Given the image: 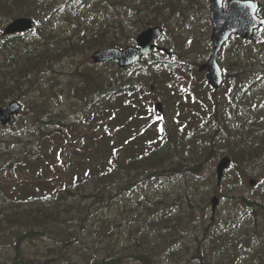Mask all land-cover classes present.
Masks as SVG:
<instances>
[{
	"label": "rangeland",
	"instance_id": "374dc122",
	"mask_svg": "<svg viewBox=\"0 0 264 264\" xmlns=\"http://www.w3.org/2000/svg\"><path fill=\"white\" fill-rule=\"evenodd\" d=\"M123 1H128L129 5L126 6ZM138 3L135 0H96L95 3L90 0L71 3L57 0L54 15H38L46 33L55 36L53 40L56 50L65 45L74 46L64 47L68 51H62L61 57L55 60L52 71L44 68L38 70L28 87L7 101L18 100L23 104L22 113L14 124L4 128L0 126V139H11L13 130H17L21 140L11 147L17 159L4 178V192L14 204H30L33 200H39L43 194L66 193L67 189L77 195L88 193L94 181L108 174L116 166L115 163L123 164L129 158L145 154L161 145L167 129L184 141L190 130L211 125L217 103L229 98L233 90L231 79H226L220 89L213 90L205 78V72H199V66L207 61L211 53L212 26L208 1L197 0L195 7L185 9L184 12L170 13L165 9L163 18H148L143 12L139 14L142 19L152 21V26H165L164 36L158 40V44L172 52L167 56L172 62L171 67L155 64L159 70L158 76L155 80L148 78L144 90L137 91L132 96L123 95L105 104L101 113H85V104L78 95L82 81L80 72L95 80L100 78V74L114 73L115 65L107 67L94 64L91 59L93 50H89L86 42H81L82 38L101 34L103 39L135 44L138 34L148 27L138 26L136 21H130L138 17L133 10V5ZM182 6L184 7V3ZM48 17L50 18L47 20ZM9 21L0 13V31L4 32ZM119 25L121 26L116 29ZM257 33L262 35L264 43V33ZM34 36L31 32L26 38ZM230 45L234 46L235 41L225 47L220 61L225 69L231 70L230 74H234L235 56L232 49H229ZM243 50L254 55L260 48L253 44L244 46L240 50L241 54ZM162 56L160 58L163 59ZM242 60L244 65L248 63L245 57ZM251 60L250 57V62ZM250 78V74H239L237 84L246 85ZM260 87L261 83L254 89L258 91ZM256 94L260 95V92ZM157 103L161 104V110L157 109ZM41 104L49 106L48 109L72 122L73 130L55 128L47 133V129H42L35 130L36 134H24L23 130L30 128ZM193 152L194 150H190L189 154L193 156ZM191 156H188V161L193 160L190 159ZM221 158L215 163L207 164L210 167L213 165V171L210 172L214 173V185L209 182L208 191L205 187L196 190L198 179L195 176L184 179L183 183L171 190L151 187V183L146 181L143 187L122 196L125 200L120 208L108 213L99 211L96 215L99 220L91 222L81 239L75 241L76 257L86 254L88 258L92 255L101 258L107 249L119 255L128 254L138 246L150 251L155 248L158 262L167 264L171 258L170 254L165 253V239H174L177 234L170 235L161 231L160 225L155 223V217L148 213L150 202L143 205L148 199L172 200V194L184 189V195L189 193L193 199L190 211L203 222L205 216L212 217L213 196L220 199L216 215L224 216L232 212L236 205L227 196H224L227 202L222 204V193L236 192L248 198L264 193V155L242 167L231 163L218 184L216 168ZM251 180L257 181L250 184ZM232 183L235 186L230 190ZM261 220L264 225V218ZM196 232L197 230L193 231ZM193 233H187L186 230L181 232L176 238L177 244H187ZM248 240L244 234L239 235L217 263L264 264V259H258L254 251L244 249ZM262 240L264 243V234ZM52 243V239L45 236L28 242L26 248L29 254L40 256ZM6 253L7 242L0 236V256ZM130 259L134 260V257L128 256L127 260Z\"/></svg>",
	"mask_w": 264,
	"mask_h": 264
},
{
	"label": "trees",
	"instance_id": "16d2710c",
	"mask_svg": "<svg viewBox=\"0 0 264 264\" xmlns=\"http://www.w3.org/2000/svg\"><path fill=\"white\" fill-rule=\"evenodd\" d=\"M90 1L95 3L96 0ZM135 1H139V4L133 5L134 12L141 11L139 7H142L148 18L154 16L158 19L163 18L165 9L170 13L184 12L183 3L187 4L190 10L195 7L197 0ZM258 1L259 13L264 16V0ZM56 2L57 0H0V13H3L8 21L18 16H27L37 22L32 32L35 36L31 39L26 38L31 32L13 36L0 31V106L6 104L8 99L18 92H23L35 72L42 68L52 71L53 64L61 57L62 51H68L64 47L74 46L65 45L56 50L53 40L55 36L46 33L43 21L38 17L40 14L54 15ZM130 21H136L138 26L152 24V21L142 19L139 14ZM120 26H116V29ZM103 38L101 34L93 35L82 38L81 42H86L89 50L106 46L122 48L128 45L116 39ZM235 42L229 49H232L235 56L236 71H233L234 74H230L229 68L226 71V77L233 81V90L227 100L217 103L213 123L190 130L184 141L167 129L161 145L145 154L129 158L123 164L115 163L116 166L108 174L94 181L88 193L77 195L67 189L66 193L43 194L39 200H33L30 204H14L4 192V178L12 170L17 159L11 147L21 140L17 130H13L11 139H0V236L7 242V253L0 256V264H161L156 259L155 248L150 251L138 246L128 254L119 255L107 249L101 258L97 255L88 258L86 254L76 257L75 241L81 239L91 222L99 220L96 217L99 211L108 213L120 208L125 200L122 196L135 192L139 187H143L146 181L151 183V187L171 190L183 183L184 179L195 176L198 179L196 190L205 187L208 191L209 182L214 185V173H211L213 165L208 166L209 162L215 163L219 157L229 156L232 164L242 167L243 164L249 165L263 157L264 43L262 40L255 43L260 51L252 55V52L244 50L241 54L240 50L254 43H243L238 38ZM241 56L248 60L249 65H244ZM113 65L114 73L100 74V78L95 80L80 72L82 81L78 95L85 104L86 114L101 113L105 104L123 95L132 96L137 91L144 90L148 78L155 80L159 73L150 60H145L138 71L132 68L120 69L116 63H108L105 66ZM169 67L170 63L167 65V68ZM242 73L251 75L246 85L237 84L238 75ZM260 83L261 87L256 91L254 87ZM92 89L94 90L90 93ZM255 91L260 92V95ZM41 105L33 123L29 125L30 128L23 130L24 134H36L35 130L42 129H47V133H51L55 128L73 130L72 122H68L58 112L48 109L49 106ZM190 150H194L193 156L189 154ZM188 156L193 160L188 161ZM234 186L232 183L229 189L233 190ZM172 195V200L148 199L143 203L148 205L150 202L149 207L145 208L148 207V213L155 217V223L160 225L164 233L177 234L178 238L184 230L187 233L197 230L187 244H177L176 238L165 239V253L170 254L171 258L167 264H219V258L226 255L229 246L241 234L249 239L244 249L252 250L258 259H264V225L261 220L264 218V193L248 198L236 192L232 194L226 191L222 193L221 202H227L224 196L229 197L236 205L232 212L224 216L216 215L214 219L205 216L203 222L189 209L192 208L193 201L189 193L184 195L182 189ZM45 236H49L53 241L45 253L40 256L29 254L26 244ZM128 256L134 257V260H127Z\"/></svg>",
	"mask_w": 264,
	"mask_h": 264
},
{
	"label": "water",
	"instance_id": "95a60500",
	"mask_svg": "<svg viewBox=\"0 0 264 264\" xmlns=\"http://www.w3.org/2000/svg\"><path fill=\"white\" fill-rule=\"evenodd\" d=\"M209 1L213 23L211 35L213 49L208 61L200 67V71L207 69L206 79L209 85L214 89H218L224 81L219 56L225 43L232 35H238L246 40L258 41L260 36L255 33V30L261 28L264 31V17L258 15L259 4L256 0H229L227 10L224 9V0ZM35 26L36 22L32 18L18 17L7 25L5 33L20 34L34 29ZM162 35V27H150L139 34L137 46H128L124 49L117 47L99 49L92 54V60L94 63L118 61L121 68L128 67L139 62L143 56L151 55L156 47L154 40ZM157 108L161 110L160 103L157 104ZM21 109L22 105L16 100L1 106L0 124H12L15 117L20 114ZM230 162V157L226 156L218 163L216 172L219 182L222 180ZM250 183L254 184V181L251 180ZM211 203L212 212L215 214L219 198L214 196Z\"/></svg>",
	"mask_w": 264,
	"mask_h": 264
},
{
	"label": "flooded vegetation",
	"instance_id": "af4514ba",
	"mask_svg": "<svg viewBox=\"0 0 264 264\" xmlns=\"http://www.w3.org/2000/svg\"><path fill=\"white\" fill-rule=\"evenodd\" d=\"M166 53H168L167 51H165Z\"/></svg>",
	"mask_w": 264,
	"mask_h": 264
}]
</instances>
